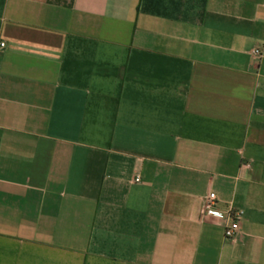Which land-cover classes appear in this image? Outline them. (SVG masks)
<instances>
[{
  "label": "crops",
  "instance_id": "crops-1",
  "mask_svg": "<svg viewBox=\"0 0 264 264\" xmlns=\"http://www.w3.org/2000/svg\"><path fill=\"white\" fill-rule=\"evenodd\" d=\"M1 44L0 264H264V0H0Z\"/></svg>",
  "mask_w": 264,
  "mask_h": 264
},
{
  "label": "built area",
  "instance_id": "built-area-1",
  "mask_svg": "<svg viewBox=\"0 0 264 264\" xmlns=\"http://www.w3.org/2000/svg\"><path fill=\"white\" fill-rule=\"evenodd\" d=\"M3 47V44L0 45ZM254 57L259 58L261 56L259 49H254L252 51ZM135 182L139 181V177L134 178ZM216 201V196L214 193L210 192L204 199L202 211L206 214H213L215 217L225 220V226L223 230V236L225 239H234L239 231V222L243 217V211L227 209L226 211L216 210L214 205Z\"/></svg>",
  "mask_w": 264,
  "mask_h": 264
}]
</instances>
